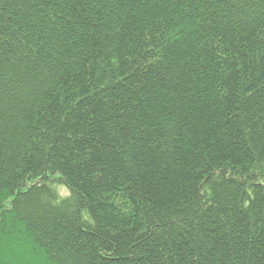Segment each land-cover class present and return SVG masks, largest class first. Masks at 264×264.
<instances>
[{
    "label": "trees",
    "instance_id": "trees-1",
    "mask_svg": "<svg viewBox=\"0 0 264 264\" xmlns=\"http://www.w3.org/2000/svg\"><path fill=\"white\" fill-rule=\"evenodd\" d=\"M0 264H264V0H0Z\"/></svg>",
    "mask_w": 264,
    "mask_h": 264
},
{
    "label": "rangeland",
    "instance_id": "rangeland-1",
    "mask_svg": "<svg viewBox=\"0 0 264 264\" xmlns=\"http://www.w3.org/2000/svg\"><path fill=\"white\" fill-rule=\"evenodd\" d=\"M57 188H58L60 194L62 195V197L66 196L69 193L68 188L64 185H58Z\"/></svg>",
    "mask_w": 264,
    "mask_h": 264
}]
</instances>
